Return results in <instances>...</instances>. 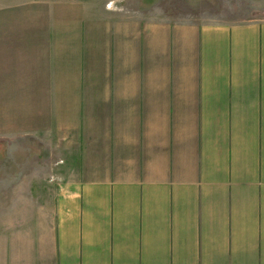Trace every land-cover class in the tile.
<instances>
[{"label":"crops","instance_id":"obj_1","mask_svg":"<svg viewBox=\"0 0 264 264\" xmlns=\"http://www.w3.org/2000/svg\"><path fill=\"white\" fill-rule=\"evenodd\" d=\"M107 4L0 6V135L56 136L70 167L32 230L5 210L0 264H264V18Z\"/></svg>","mask_w":264,"mask_h":264},{"label":"rangeland","instance_id":"obj_2","mask_svg":"<svg viewBox=\"0 0 264 264\" xmlns=\"http://www.w3.org/2000/svg\"><path fill=\"white\" fill-rule=\"evenodd\" d=\"M29 1L32 0H0V6ZM93 1L100 6L108 1L106 7L112 11H121L126 15L140 14L159 23L173 21L200 24L216 20L264 18V0ZM60 146L56 136L47 140L31 129L22 130L15 126L0 135V161L13 165L12 168L4 166L5 163L0 166V220L9 217V214L5 215L9 207L14 209L15 226L21 227L23 222L25 228L32 230L38 221L48 218L61 187L68 181L70 167L68 158H65L68 152L60 150ZM11 171L12 177L9 176ZM32 248L33 244L29 242L30 255L33 253Z\"/></svg>","mask_w":264,"mask_h":264}]
</instances>
